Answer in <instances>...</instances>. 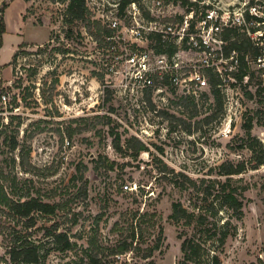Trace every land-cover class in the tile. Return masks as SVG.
I'll use <instances>...</instances> for the list:
<instances>
[{
  "label": "rangeland",
  "instance_id": "rangeland-1",
  "mask_svg": "<svg viewBox=\"0 0 264 264\" xmlns=\"http://www.w3.org/2000/svg\"><path fill=\"white\" fill-rule=\"evenodd\" d=\"M87 1L92 20L102 28L118 21L112 40L101 35L96 41L98 25L89 29L83 22L72 25L83 36L66 39V4L0 0V8L9 4L0 48V184L15 197L30 193L61 203L56 215L39 216L38 224L58 222L77 245L53 250L46 264L79 260L93 235L106 246L131 241L134 227L142 235L133 243H143L144 249L161 238V248L150 258L144 251H128L113 256L112 264H178L183 257L179 234L191 233L192 227L170 218L172 203L181 201L192 210L196 192L173 181L184 179L179 173L198 182L216 176V167L226 161H245L249 168L256 163L253 139L264 144L263 62L249 63L247 81L235 78L220 87L222 110L207 123L202 119L217 109L211 85L189 100L171 85L148 99L128 73L127 57L147 45L132 36L135 23L118 15L114 0ZM190 1L165 0L162 19H175ZM200 1L252 6L264 16V0L192 3L199 7ZM112 131L121 135L123 150ZM128 141L134 145L129 149ZM137 141L145 145L139 152ZM237 178L247 188L243 215H223L232 234L221 245L209 243L208 252L221 264H264V164ZM7 245L0 234V264H14L5 260Z\"/></svg>",
  "mask_w": 264,
  "mask_h": 264
},
{
  "label": "trees",
  "instance_id": "trees-1",
  "mask_svg": "<svg viewBox=\"0 0 264 264\" xmlns=\"http://www.w3.org/2000/svg\"><path fill=\"white\" fill-rule=\"evenodd\" d=\"M66 4L63 12V23L66 26V39H70L72 34L77 33L83 36L81 31L75 30L72 25L76 22H83L89 29L92 24L98 25L99 34L96 35V41L100 40V36L112 40L114 27H101L100 21L92 20L87 0H54ZM143 0H114L117 4L118 15L126 16V9L132 2H136L141 7ZM193 4V3H192ZM9 4L4 3L0 8V48L2 47V35L6 31L5 13ZM149 18L150 15L146 14ZM252 30H256L252 28ZM93 34V33H92ZM225 41L226 53L232 51L238 53L240 71L235 73L237 79L242 80L245 75H249L250 61L262 55L260 46L246 32H241L239 28H226L222 33ZM152 46L156 51H173L174 46H166L160 34H151ZM52 39V38H51ZM71 46V45H70ZM67 47L64 51L70 52ZM252 52L253 57L247 58ZM247 58V59H246ZM1 67V66H0ZM208 78L211 85V92L215 97L217 109L202 120L209 123L214 120L222 110L223 102L221 89L219 87L220 78L216 73L209 72ZM148 99L151 92H147ZM191 98H186L189 100ZM105 117H108L104 115ZM110 119V117H108ZM248 132L251 131V123L245 125ZM114 142L119 150H123L121 146V135L112 131ZM259 149L256 151V146ZM134 145L127 143V148ZM145 148L141 141H137L135 149L137 152ZM253 152H257L254 157L256 163L252 167H247L245 161L237 163L226 161L216 167L215 175L199 180L190 178L182 173L184 179L181 181L174 180V184L182 189L192 188L196 192L195 199L192 201V210H189L181 201L172 203V213L170 218L179 225L184 227H192V232L179 234L182 238L181 251L182 259L178 264H221L220 257L216 253H210L209 243L226 242V239L232 233V224L229 218H223L224 214H230L241 218L244 207V191L247 189L240 184V178L237 176L245 173L247 170L258 169L264 164V144L253 139L251 144ZM211 174V175H214ZM62 209L61 203H51L40 197L31 196L30 193H23L18 197L11 195L5 191L0 184V234L3 236L5 243H8L6 253L9 260L14 264H46V260L53 250L68 251L77 245L72 241L67 231H61L58 222L51 225H39V216L56 215ZM137 227L132 230L131 241L128 238L123 241L106 246L100 243L98 238L93 235L89 237L87 246L83 247L79 260L69 261L66 264H112L113 256L124 254L128 251L141 252L144 251V257L150 258L154 252L161 248V238L156 243L141 248L143 243H133L136 236L142 233L136 232ZM42 232V233H41ZM41 233V234H39Z\"/></svg>",
  "mask_w": 264,
  "mask_h": 264
},
{
  "label": "built area",
  "instance_id": "built-area-1",
  "mask_svg": "<svg viewBox=\"0 0 264 264\" xmlns=\"http://www.w3.org/2000/svg\"><path fill=\"white\" fill-rule=\"evenodd\" d=\"M142 3L141 7L132 2L126 9V17L135 23L130 29L132 36L147 43L127 57L129 70L132 69L128 73L135 78L142 91L157 95L171 85L186 99L207 90L210 84L207 73L210 71L220 78L219 87L235 80L240 63L236 51L226 53L222 36L226 28L247 29L246 33L256 40L263 53L250 63L258 61L264 65V16L258 15L256 7L231 8L229 5L204 1H200L197 7V3L192 4L191 0L178 17L175 15V19L164 21L162 18L167 16L165 0H143ZM168 8L170 10L172 7ZM142 9L152 18L144 15ZM143 15L147 18H143ZM117 25L118 21L115 20L112 26ZM153 33L160 34L166 46L172 45L175 49L171 52L156 51L150 38ZM244 78L247 81L249 75ZM2 100L6 102V94L2 95ZM125 188L133 190L129 185H125Z\"/></svg>",
  "mask_w": 264,
  "mask_h": 264
}]
</instances>
